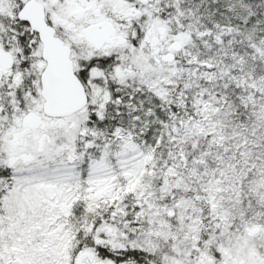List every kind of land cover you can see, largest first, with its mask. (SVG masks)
Segmentation results:
<instances>
[{"label":"snow or ice","instance_id":"snow-or-ice-1","mask_svg":"<svg viewBox=\"0 0 264 264\" xmlns=\"http://www.w3.org/2000/svg\"><path fill=\"white\" fill-rule=\"evenodd\" d=\"M0 264H264V0H0Z\"/></svg>","mask_w":264,"mask_h":264}]
</instances>
